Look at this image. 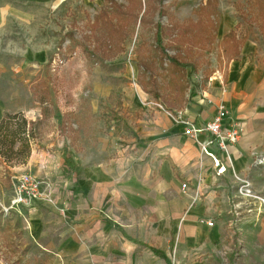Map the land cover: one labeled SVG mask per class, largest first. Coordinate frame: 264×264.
Listing matches in <instances>:
<instances>
[{
    "label": "rangeland",
    "instance_id": "rangeland-1",
    "mask_svg": "<svg viewBox=\"0 0 264 264\" xmlns=\"http://www.w3.org/2000/svg\"><path fill=\"white\" fill-rule=\"evenodd\" d=\"M205 1L16 0L9 10L2 9L0 120L7 112L22 111L35 121L31 155L39 159L34 163L30 156L25 164L10 166L0 156V264H97L90 254L73 249L74 224L64 215L67 208L62 209L66 203L69 209L82 191L83 166L125 152L135 143L141 124L150 122L157 110L176 115L201 100L204 109L215 99L220 103L232 62L243 58L231 57L226 50L231 44L223 37L230 31L237 38L245 36L241 46L254 42V61L264 62V25L258 11L264 0H219L216 42L204 52L186 94L162 88L157 100L145 92L136 61L145 13L141 8H148L144 18L150 23H167L166 12L175 21L187 22L198 19L197 10ZM153 32L148 30L147 42L154 40ZM251 46L247 43L245 49ZM227 112L226 121H232ZM71 128L78 129L76 141ZM70 150L74 171L65 157ZM25 172L42 180L53 202L12 205L14 184ZM233 246L227 250L230 264L239 249Z\"/></svg>",
    "mask_w": 264,
    "mask_h": 264
},
{
    "label": "crops",
    "instance_id": "crops-1",
    "mask_svg": "<svg viewBox=\"0 0 264 264\" xmlns=\"http://www.w3.org/2000/svg\"><path fill=\"white\" fill-rule=\"evenodd\" d=\"M13 1L0 0V16ZM247 43L220 96L242 129L240 140L224 153L213 150L216 164L184 123L157 110L125 152L83 166L82 191L62 208L74 224L75 251L97 264H230L227 250L235 243L232 264H264V62L255 63V43ZM216 100L186 108L187 117L207 122ZM244 181L252 196L237 191Z\"/></svg>",
    "mask_w": 264,
    "mask_h": 264
},
{
    "label": "trees",
    "instance_id": "trees-1",
    "mask_svg": "<svg viewBox=\"0 0 264 264\" xmlns=\"http://www.w3.org/2000/svg\"><path fill=\"white\" fill-rule=\"evenodd\" d=\"M141 9L145 11V15L148 8ZM258 11L261 12L260 18H263L264 25V8H258ZM169 13L165 14L168 17L165 24L147 22L144 15L140 21L142 41L136 51V61L140 70L138 80L145 92L152 94L157 100L162 88L174 89L183 96L186 94L190 85L189 79L192 74L199 71L204 52L213 49L216 42L219 0H206L201 3L197 10V20L175 21ZM112 23L113 19H110V27ZM148 30L154 31V40L148 39L149 42L145 40ZM261 30L264 36V26ZM244 39L245 36L237 38L235 31H230L223 37L227 45L229 42L231 44L232 48L229 47V50L226 46L231 57L239 54ZM62 124L64 126L63 121ZM35 125L36 122L29 120L22 111L7 112L0 120V156L10 166L25 164L29 160L35 143ZM71 131L75 133L73 141H76L78 129L71 128ZM65 157L69 167L73 171L77 170L72 150Z\"/></svg>",
    "mask_w": 264,
    "mask_h": 264
},
{
    "label": "built area",
    "instance_id": "built-area-1",
    "mask_svg": "<svg viewBox=\"0 0 264 264\" xmlns=\"http://www.w3.org/2000/svg\"><path fill=\"white\" fill-rule=\"evenodd\" d=\"M227 113V108L220 104L215 116L203 124H197L194 120L189 119L186 110H180L175 115L179 121L186 125L185 133L199 140L202 151L212 157L216 164H219L220 160L213 150L216 149L224 153L229 145L236 144L240 140L242 133L238 123L233 120L226 121ZM202 134L205 135L204 140H200ZM183 186L186 187L187 184H183ZM237 191L243 195L252 196V189L247 181L242 182ZM38 200L53 202L52 194H48L43 189V182L39 177L29 172L23 173L14 184L12 205L28 204ZM209 223L213 224V222Z\"/></svg>",
    "mask_w": 264,
    "mask_h": 264
}]
</instances>
